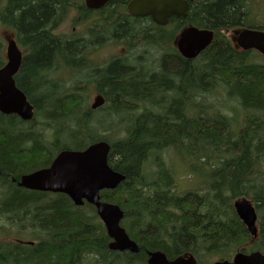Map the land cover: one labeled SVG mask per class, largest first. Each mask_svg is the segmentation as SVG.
<instances>
[{"label":"trees","instance_id":"16d2710c","mask_svg":"<svg viewBox=\"0 0 264 264\" xmlns=\"http://www.w3.org/2000/svg\"><path fill=\"white\" fill-rule=\"evenodd\" d=\"M124 3L125 0H109L101 10L87 9L86 13L100 16L91 28L96 31L88 32L89 37L59 35L55 30L65 11L73 7L67 0H5L0 4L1 22L10 29L17 26L21 42L31 48L24 60V80L17 85L33 105L35 116H40L49 129L44 134V157L39 159L40 150L36 147L39 145L28 147L34 142L35 133L42 135L36 128L40 124L26 127L17 115L0 113V120H5L0 122V217L8 226L22 227L23 231L17 229L19 234L31 233L33 242L32 245L1 243L0 264H85L90 255L89 264H147L148 251L155 250L164 251L169 259L190 252L217 253L221 259L230 258L238 247L248 251L241 245L247 242L250 233L233 204V197L243 193L254 199L260 214V238L256 244L264 251V193L259 191L264 185V144L257 141L253 145L252 135L256 125H261L256 115H264V64L251 61L245 53L227 45L231 39L212 27L239 21L243 1L216 0L213 4L194 6L200 19L195 26L216 32L212 43L195 59L183 57L175 46L180 27L175 30L173 22L162 27L133 17L122 12ZM167 29L175 32L171 38L166 35ZM109 39L127 41L128 51L101 66L89 61L93 47ZM142 50L146 53L138 55ZM148 50H152L154 60L143 63V67L151 72L136 73L131 66L142 63ZM3 61L4 44L0 41V67ZM76 68L85 71L87 79L74 77L67 88L65 70L74 76ZM40 71L50 74L43 80ZM156 72L159 77L153 75ZM168 75L174 77L171 81L180 88L193 91L185 97L174 95L168 104H160L168 92L165 89L173 90L172 84L164 85ZM76 80L95 84L105 104L97 109L85 105L84 89L77 87ZM63 85L66 88L61 90ZM49 88L51 94H47ZM217 90L233 101H240L239 111L245 115L243 123L235 126L236 119L223 112L219 104L217 112L201 108L191 113L188 110H196L194 106L186 108L184 102L191 97L205 104L207 96ZM56 91L60 93L55 95ZM129 111L138 115L126 128L122 124L116 138L112 139V131L100 133L101 123H106L110 130L119 121L116 113L125 115ZM92 114L108 119L89 125ZM224 128L229 131L226 133ZM98 139L110 142V164L126 175L116 189L102 191V198L124 210L121 224L138 243V253L109 248L111 239L93 205L76 206L65 194L42 196L17 185L20 176L38 167L40 161L44 160V167L50 166L61 149H84ZM24 140L26 144L22 143ZM27 140L32 143L28 145ZM205 145L220 146L224 154L216 160V167L210 159L205 161L213 167L199 165L198 173L205 179L195 189L177 193L175 175L163 161L155 159L157 168L152 171L148 169L149 163L141 170L143 161L166 148L199 160L203 157L196 152ZM206 167L210 174L205 173ZM258 179L260 183L256 182Z\"/></svg>","mask_w":264,"mask_h":264},{"label":"water","instance_id":"95a60500","mask_svg":"<svg viewBox=\"0 0 264 264\" xmlns=\"http://www.w3.org/2000/svg\"><path fill=\"white\" fill-rule=\"evenodd\" d=\"M88 2L90 0H87ZM107 0H100L101 6ZM177 2L178 11L174 10ZM186 2L175 0H133L130 10L139 15H151L158 23L165 24L173 13L183 15ZM213 32L198 27H188L179 36L178 48L188 58H195L212 41ZM239 42L245 49L256 47L264 53V33L243 31ZM9 63L0 70V110L6 113L17 112L22 118L30 120L34 116L33 106L26 101L12 80V75L20 63V52L14 40L8 45ZM103 103L97 98L95 106ZM110 144L99 141L84 151L63 150L53 161L51 167L23 176L22 185L32 189L51 190L69 194L77 205L84 199L97 207V213L106 226L108 236L113 239L109 247L113 251L138 253L139 245L127 234L120 224L124 211L117 204L101 201L99 194L103 188H116L126 175L113 170L108 164ZM240 217L247 223L253 234L257 233V215L253 205L245 198L235 202ZM148 264H197L194 257H179L169 260L162 251H149ZM214 264H264V254L253 252L250 255L237 253L234 261H217Z\"/></svg>","mask_w":264,"mask_h":264},{"label":"rangeland","instance_id":"374dc122","mask_svg":"<svg viewBox=\"0 0 264 264\" xmlns=\"http://www.w3.org/2000/svg\"><path fill=\"white\" fill-rule=\"evenodd\" d=\"M83 2L84 1L82 0L80 3L82 4ZM104 15H106V14H104ZM63 17H64V19H62V21H60L58 23V25L55 28V30L57 31V33L59 32L58 33L59 35L64 34V35L73 36V37H79V36L89 37L88 32L90 34L91 30L96 31V29H91V28L94 26V24H96L98 22V20L100 18V16L98 14L83 13V19L81 21H79L78 20V15L71 9H67V12L65 11V13L63 14ZM10 31H11V29L5 27V24H3L1 22V20H0V36L2 35V32L6 33V34H10L9 33ZM166 31L168 32V33H166L167 37L170 36V38H171L172 35L175 34L174 31H171L169 29H167ZM217 33L223 35V33L221 31H217ZM166 45H167V48H168V42H166ZM24 48H25V52H29L30 51V48L28 46H26ZM161 49H163V46H161ZM110 53H111V49L107 45H102L101 47H99V49L94 50L92 53H89V55L92 56V57H90L88 55V58H89L88 60L91 61L95 65L101 66L102 64L109 63L114 57H116L118 55H121V54H124V53H121V54H111L110 55ZM137 53H138V55L139 54L143 55L146 52L142 50V51H138ZM85 55H87V54L84 51V56ZM151 55H152V50L149 51V54L147 55L146 59L142 63H140L138 65H135V66H131V68L134 69V70L136 69V73H137V71H141V72L142 71H146L149 74L151 71L146 70L143 67V63L154 60ZM76 56H79V55H76ZM250 60L264 63L263 60H261L259 57H257L256 55H253V54H250ZM125 66H127V65H125ZM76 69L77 70L74 72V76H72L71 74H68L67 70H65V76H64L65 80L64 81L66 82L67 88H69L71 86V81L74 80V77H76L77 79L78 78L87 79L86 77H84V72L85 71H82L79 68H76ZM39 74H40L41 78L44 80V77L47 78V76H49L50 73L48 72V73L44 74V71H40ZM153 75L159 77V73L157 74V72L154 73ZM172 79H174V77H171V76L168 75V78H167L166 82H164L165 86H168V85L172 84L171 87L173 88V90L165 89V91H168V92H165L166 94L164 95V97L162 99H160V100H162V103H160V104H163V103L168 104L169 101L174 97V95L180 94L182 97H185L188 94H190L191 91H193L192 89H188V88H180L174 81H171ZM96 80L98 82L102 81L100 78H96ZM76 81H78V82H75V83H77V87L80 86L79 87L80 89H84V92H82V94H83V103H85V105L87 104V105H89L91 107V105L95 102V100H93L94 96L91 95L90 87H96V88H98V87L95 86V84L90 83L89 81H88V83H85V81H87V80H76ZM80 81H82V82H80ZM66 85H63L61 90L66 88ZM79 88L77 90H80ZM38 89L39 88H37L36 90H38ZM152 89L153 88H151V89L150 88L149 89L145 88L144 90L151 91ZM40 90H41V92H44V90H42V89H40ZM186 90H187V93H186ZM30 92L33 93V90L30 89ZM52 92L53 91L49 88V90L47 91V94H51ZM58 93H60V91H56L55 95H58ZM78 98H80V97L78 96ZM177 98H180V97H177ZM50 100L51 99H49L47 101V104H48V102ZM206 100L207 101L204 102L205 104H203V102L200 103L198 99L196 101L195 96H193V97H191L190 99H188L184 103L186 104V108H187L188 105L189 106L190 105L194 106L193 108H195L196 110H193V109H189L188 110L191 113L194 112V111H198L201 108L203 110L209 109V110H214L215 112H217L216 105L217 104L222 105L223 107H221V110L223 112H225L226 114L230 115L232 118L236 119L235 126H237L238 123H243L245 115L242 114V111H239V103L229 99L224 94L223 91H220V90L214 91L213 93H211V94H209L207 96ZM39 103L41 104V99L39 100ZM186 108H185V110H186ZM122 112L116 113L118 115V117H119V121L117 122V124H114L113 127L110 128V130H109V126L106 125V123L105 124L101 123L99 125L100 127L98 128V129H100V133L107 134L110 131H112L113 132L112 139L116 138L118 131H120V129L122 128V124L125 123L126 124L125 128H126L127 126L132 124L133 118L138 115V114H136V112H132V111L127 112V114H125V115L122 114ZM239 112H241V113H239ZM100 116H101V114H98V115L92 114L90 116L91 120L89 122V125H91L92 122H94L95 120H96V122H98L99 120H103L104 121L105 119H108L106 116H103V118H99ZM247 116H248V113H247ZM256 116H258V118L260 119L261 125H256V127L254 126L255 128L252 130V135L255 138L254 141H253V145L257 141L261 145V144H264V138L259 137V136H263L264 135V120H263L264 115H262L260 113L259 115H256ZM1 121L4 122L5 120H0V122ZM34 121H35V123H32L31 124L32 126H35V125H38V124H40L42 126L41 123L43 122V120H42V118L40 116H38V117L36 116ZM224 130L227 133L229 131V128H224ZM48 132H49V129H47L44 126V134L47 135ZM15 134H16V132H15ZM119 135L121 136V135H123V133H120ZM35 136H39V137H35ZM41 137H42V135H38V133L34 134V138L35 139H38V138H41ZM231 137H232V135H231ZM22 143L26 144L25 140L22 141ZM34 143L36 144L35 141H34ZM228 143H229V137H228V139L226 141V145L229 148V144ZM36 147H38L39 150H40L39 159L41 157L43 158L44 157V151H42L40 146H36ZM199 150L200 151H198L196 153L199 156L203 157V158H199L200 161L198 159L192 157V155L189 156V157H184L181 154H179L175 149L166 148V149L160 151L159 153L152 154L150 156V158L147 159V161H143L141 163V170H144L145 163H149L148 169L150 167L151 171H152V169H155V167H156L155 159L156 160H160V161H165V163L167 165V166L166 165L165 166L169 168V169L168 168L167 169L169 171H171L172 173H174V175H175L176 192L177 193H183V192H185L187 190L195 189L196 187L200 186L204 182L203 180L205 179V176H202L201 173H198L199 165H200V168L202 166L204 167V166L210 165V164H208L205 161V160H209L210 159L212 161V164L216 167V165H217L216 160L218 158L222 157L223 154H224L222 152V148H220V146L209 147V145H205V147L203 149H199ZM43 161H40L41 164L43 163ZM27 167H30V166L27 165ZM211 167H213V166H211ZM204 171H205V173L209 174L211 170L206 167ZM13 180H14V178H12V181ZM148 182H149V179H148ZM256 182L260 183V179L256 180ZM262 188H263V193H264V185L262 186ZM173 190H175V188ZM243 196H249V195L248 194H246V195L238 194L237 196L233 197V201H235L238 198H241ZM36 202L39 204L38 200H36ZM2 218L3 217H0V230H2L3 233H5V237L7 238V241H11L10 240L11 237H13L14 239H17V238H19V239H27L29 237L28 240L32 239V238H30V236H32L31 233L19 234L17 229L23 231L22 227H17L16 228V227H13L11 225L8 226L7 224H5L6 221H3ZM0 241H2V240L0 239ZM143 250L146 251V248L143 247ZM91 257H92L91 255L88 256L85 259V262L87 261V263H88L89 262V258H91ZM210 258H212V259H211L209 264H211L212 262H214L215 260L218 259L217 256H214V257L211 256ZM92 260L93 259H91L90 261H92ZM206 260H207V256L202 257L203 263H206ZM87 263H85V264H87Z\"/></svg>","mask_w":264,"mask_h":264},{"label":"flooded vegetation","instance_id":"af4514ba","mask_svg":"<svg viewBox=\"0 0 264 264\" xmlns=\"http://www.w3.org/2000/svg\"><path fill=\"white\" fill-rule=\"evenodd\" d=\"M4 1L5 0H2V1L0 0V4H3ZM81 1L82 0H67V3L71 4V6H73V7H71V10H73L78 15L79 21H81L83 19V13H86L87 9H89L91 11H98V10H101L105 6L104 5L100 8L91 9L86 5L85 0H83L84 2L82 4L80 3ZM130 1L131 0H125L123 10H122V8H119V10H122V12H127L129 15L136 17V18H144L145 20H148L149 22L155 23L156 25L162 26V27H166V26L170 25V22L171 23L173 22V25L175 26V30L178 29V27H180L179 32L184 27H187L190 25H195V24L200 22V19H197L198 13L194 12V6H202L203 4H207V3L213 4L214 2H216V0H204V1L203 0H184L187 2V5H188V7L186 9V15L181 16V17L172 16L169 19L168 24L165 26V25L157 24L152 19V17L149 15L148 16H135V15H133L128 8ZM242 1L244 2L243 4L245 6L243 5L242 16H241L239 21H235V22H231V23H227V24H215V25H212V27H214L218 31H221L223 34L232 33L233 36H235V37L238 35V33H240L241 31H243L245 29L264 31V0H242ZM117 12H121V11H117ZM126 22L128 25H131L130 22H128V21H126ZM9 33L10 34H8V35L10 37H13L16 40V42L18 43V45H19V47L23 53L22 63L20 65L18 72L14 76L16 83L20 86L19 81L24 80L23 65H24V60L26 59V52H25L24 47L26 45L21 42L22 37L20 35V31H19V28L17 26L13 27V29H11V31ZM114 41H115V43H114ZM226 44L233 46L240 53L255 52V53L260 54L258 51L254 50V49H251V50L239 49L237 47V46H239L238 43L236 41H234L233 39L231 41H228ZM102 45H107L109 48H113L110 55L111 54L125 53L129 49V44L127 41H124V40L119 41V39L118 40L109 39V40L99 41L98 44L96 46H94L93 49L90 51V53L93 52L94 50H97L98 47H100ZM28 47L30 48V46H28ZM90 57H92V56H90ZM238 93H240V91H238ZM100 94H102V93H100ZM34 141L40 146L42 151H44V138L34 139ZM31 143H32L31 140H27L28 145H30ZM33 145H34V142L28 148H32ZM17 185L20 186L19 181L17 182ZM8 188L11 189L14 187L8 186ZM24 188H26V187H24ZM26 189H29V188H26ZM29 191H32V190L29 189ZM241 195H246V194L243 193ZM250 235H251V233H250ZM15 240L26 241V240H20L19 238L15 239Z\"/></svg>","mask_w":264,"mask_h":264},{"label":"bare ground","instance_id":"6f19581e","mask_svg":"<svg viewBox=\"0 0 264 264\" xmlns=\"http://www.w3.org/2000/svg\"><path fill=\"white\" fill-rule=\"evenodd\" d=\"M2 1V0H1ZM109 0H107L106 2H104L101 6H96L97 4H99V2H100V0H90L89 2L87 1V0H85V2H86V5L89 7V8H91V9H93V8H100V7H102V6H104L107 2H108ZM175 1H181V0H175ZM244 3V2H243ZM245 6V5H244ZM250 7V6H249ZM128 8H129V10H130V3H129V5H128ZM174 10H176V11H178V8H177V2L175 3V6H174ZM130 12L133 14V15H135V16H148V15H139V14H136V13H134V12H132L131 10H130ZM251 13V12H250ZM149 16H151V15H149ZM172 16H176V17H181V16H179V15H177V14H175V13H173L172 15H170L169 17H168V20H167V22L165 23V24H161V23H158L152 16V19L157 23V24H160V25H167L168 24V22H169V19L172 17ZM62 21V20H61ZM15 22V21H14ZM130 22V21H129ZM134 23V22H133ZM140 27V26H139ZM138 27V28H139ZM186 28H188V27H184L183 29H181V31L178 33V35H177V38H176V41H175V46L177 47V49H178V51L180 52V54L183 56V57H185V58H187V59H195V58H197L198 56H196L195 58H188V57H186L185 55H183L182 54V52L180 51V49L178 48V42H179V36H180V34L186 29ZM199 28V27H198ZM141 29H142V27H141ZM140 29V30H141ZM200 29H206V30H209V31H212L213 32V39H214V36H215V31L214 30H210V29H207V28H200ZM105 31V30H104ZM142 31V30H141ZM157 31V30H156ZM159 32V31H158ZM59 33V32H58ZM137 34V33H136ZM132 35V34H131ZM122 36V35H121ZM138 36V35H137ZM127 37V36H126ZM135 37V36H134ZM160 37V36H159ZM133 38V37H132ZM136 38V37H135ZM213 39H212V41H213ZM212 41H211V43H212ZM210 43V44H211ZM209 44V45H210ZM208 45V46H209ZM207 46V47H208ZM93 47V46H92ZM146 47V46H145ZM206 47V48H207ZM91 48V47H90ZM89 48V49H90ZM148 48V47H147ZM205 48V49H206ZM204 49V50H205ZM149 51V50H148ZM170 51V50H169ZM202 52V51H201ZM30 54V53H29ZM90 56V55H89ZM96 67V66H95ZM227 70V69H226ZM88 73V72H87ZM57 74V73H56ZM59 80V79H58ZM224 83V82H223ZM218 84V83H217ZM60 86V85H59ZM217 86V85H216ZM215 86V87H216ZM60 89V87L58 88V90ZM214 92V91H213ZM42 93V92H41ZM206 96V95H205ZM99 98H101L102 100H103V103L102 104H100V105H98V106H95V104H96V102H97V99H95V102L91 105V108L92 109H97L98 107H101V106H103L104 104H105V98H104V96L103 95H101ZM203 99V98H202ZM45 103V102H44ZM43 103V104H44ZM45 105V104H44ZM33 106V105H32ZM48 107V106H47ZM218 109V108H217ZM37 111V110H36ZM43 111V110H42ZM210 111V110H209ZM41 112V111H40ZM187 112V111H186ZM216 114V113H215ZM263 115V114H262ZM225 116V115H224ZM69 117V116H68ZM103 117V116H102ZM221 117V116H220ZM187 118V117H186ZM62 119V118H61ZM193 119V118H192ZM223 119V118H222ZM66 120V119H65ZM64 120V121H65ZM224 121V120H223ZM206 123V122H205ZM255 124V123H254ZM259 124V123H258ZM229 125V124H228ZM48 127V126H47ZM251 127V126H250ZM121 130V129H120ZM230 134H232V133H230ZM229 135V134H228ZM234 135V134H233ZM230 137V136H229ZM44 142H46V141H44ZM225 150V149H224ZM178 152V151H177ZM179 154H181V153H179ZM186 154V153H185ZM183 155V154H182ZM261 171V170H260ZM210 174V173H209ZM213 176V175H212ZM254 176V175H253ZM257 176V175H256ZM208 179V178H207ZM22 183V181H19V185L20 186H22V187H26V188H29V187H27L26 185H22L21 184ZM259 185V184H258ZM260 187V186H259ZM262 187V186H261ZM198 189V188H197ZM259 191H263V190H260L259 189ZM256 192V191H255ZM206 194V193H205ZM243 197H245V196H243ZM242 198V197H241ZM238 199H240V198H238ZM237 199V200H238ZM237 200H235L234 201V208H235V210H236V212H237V215L239 216V218L242 220V222L246 225V227H247V229H248V231L251 233V231H250V228H249V226L247 225V223H245V221L240 217V215H239V213H238V211H237V209H236V206H235V202L237 201ZM7 217V216H6ZM5 217V218H6ZM229 222V221H228ZM18 227V226H17ZM143 230V229H142ZM247 233V232H246ZM163 238V237H162Z\"/></svg>","mask_w":264,"mask_h":264}]
</instances>
